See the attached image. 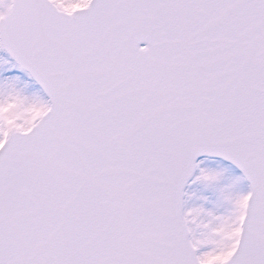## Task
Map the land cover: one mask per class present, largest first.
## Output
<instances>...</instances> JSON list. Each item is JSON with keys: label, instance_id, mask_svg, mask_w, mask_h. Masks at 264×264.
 <instances>
[{"label": "snow or ice", "instance_id": "6c2138e0", "mask_svg": "<svg viewBox=\"0 0 264 264\" xmlns=\"http://www.w3.org/2000/svg\"><path fill=\"white\" fill-rule=\"evenodd\" d=\"M0 264H264V0H0Z\"/></svg>", "mask_w": 264, "mask_h": 264}]
</instances>
